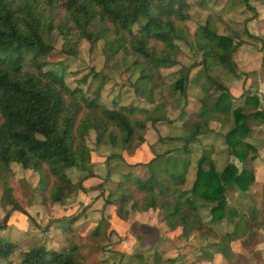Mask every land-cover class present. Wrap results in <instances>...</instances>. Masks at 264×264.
<instances>
[{
	"label": "trees",
	"instance_id": "1",
	"mask_svg": "<svg viewBox=\"0 0 264 264\" xmlns=\"http://www.w3.org/2000/svg\"><path fill=\"white\" fill-rule=\"evenodd\" d=\"M179 1L178 10L163 11L151 0H0V170L17 165L37 174L36 191L44 207L64 205L82 194L99 191L105 206L111 207L121 222L126 223L133 214L156 210L170 231L181 230L183 239L196 232L215 234L202 220L200 201L211 207L213 223L232 224L240 216L228 197L236 189L248 192L256 182L260 153L251 139L255 129L264 125L263 101L247 84L243 87L245 94L236 99L221 75L223 72L245 81L248 78L234 61V53L244 42L238 40L232 46L233 39L218 32L225 12L210 13L192 33L188 23L193 7L197 2L212 0ZM228 2L253 9L250 0ZM53 33L64 41L60 54L68 57L71 47H94L101 42L107 63L134 56L130 78L153 92L168 91L170 101L186 98L190 85L195 84L200 91L196 101L203 112L184 107L177 118L186 140L183 153H190L189 145L201 135V126L219 123L228 129L225 140L230 157L223 168L216 167V150H205L197 162L189 197H185L187 192H180L187 183V172L161 169L144 179L134 171L119 170L114 180L109 166L113 159H119L114 150L124 151L120 156L124 161L136 156L147 143L149 127L157 122L154 112L116 101L110 114L106 104L89 101L82 85L71 88L63 75L44 70L47 63L40 59L58 52L47 41ZM202 43L207 46L201 47ZM32 52L36 54L32 68L37 70V77L25 70L26 57ZM181 56L193 59L195 64L182 66ZM179 66V79L169 83L163 70ZM194 67H200L196 77L191 75ZM214 72L221 73L215 76ZM157 159L132 167L151 166ZM99 162L109 166L105 177L93 171ZM73 168L87 175L75 182L68 174ZM89 182L94 184L88 187ZM5 198L12 209L25 213L11 187ZM77 219L72 217L64 227L63 239L69 247L48 250L42 242H36L23 251L19 264H91L71 238ZM241 221L243 234L250 235L262 229L263 213L253 207ZM102 234L99 228L93 232L95 237ZM106 236L110 238V234ZM218 246L213 245L216 250ZM17 248L18 244L0 239V258L8 260ZM208 254L205 252V256ZM164 255L157 250L151 261L144 240L138 236L135 246L122 254L120 264H169L171 260Z\"/></svg>",
	"mask_w": 264,
	"mask_h": 264
},
{
	"label": "rangeland",
	"instance_id": "2",
	"mask_svg": "<svg viewBox=\"0 0 264 264\" xmlns=\"http://www.w3.org/2000/svg\"><path fill=\"white\" fill-rule=\"evenodd\" d=\"M151 4L163 11H176L180 7L179 0H151ZM230 4L234 6L239 5L240 2H230ZM250 5L253 9L246 6L242 7V17L236 16L239 21H234L235 23L229 25L221 22L218 25L221 32L223 31L225 34L235 37L231 42L232 46H236L238 40L244 42L234 53V61L238 60V71L248 75L246 76L248 78L245 81L244 78L238 79L223 72H214V75L221 73L225 77L224 79L231 86L235 98L245 94L244 85L252 86V90L257 91L261 96L264 106V0H250ZM237 12L240 11L237 10ZM204 22L202 21L199 25H203ZM188 25L191 30L195 28L193 22L190 23L189 21ZM246 30L253 37H249ZM47 41H51L58 52L56 55L53 54L40 59L42 62L47 63L44 70L55 71L63 75L71 88L82 85L90 102L101 101L106 104L110 114L113 112L116 101L122 105L136 108L155 109L157 111L156 115L162 119L156 124V132L163 138H169V143L162 142L152 148H142L138 155L126 157L125 161L120 159L124 151L113 149L115 154L119 156L118 160L113 159L109 165L110 170L114 172L113 179H118L116 171L119 168H123L125 172L134 171L144 179L158 173L161 169H169L176 173L187 172V183L180 188V192H187L185 197L191 196L193 171L194 175L196 173V169H192V164H197L199 157L209 148V140L206 136H202L201 139L191 143L190 153L178 152L179 149L185 148L186 140H184L182 124L177 118L184 107H187L189 111H198L199 114H202L203 109L196 101L200 96V91L195 87V84L190 85L186 98L176 97L170 101L168 91L153 92L149 87L143 86L135 79L130 78L134 56L129 55L120 61L107 63L103 54V43L101 42L94 47L89 46V44L81 47H71L68 50V57L66 54H60L64 41L57 33H53L47 38ZM195 52L198 54L199 50L196 48ZM35 55V52H32L26 57L25 61V70L31 73L33 77L38 76L37 70L32 68V60ZM181 59L185 60L184 58ZM249 61L252 64L248 65ZM192 63L195 64L193 59H191ZM166 77L171 84H175L179 79L178 74L166 75ZM85 78L88 80L87 83L83 81ZM251 142L258 147L260 153L255 166L259 182L252 185L247 193L248 195L238 192L239 195L234 193L229 197L231 204L239 206L242 215L249 214L251 208L256 207L263 213L264 217V125H259L257 130L254 131ZM212 144L217 149V154L214 157L216 164H219V166L220 164H226L230 156L227 154L225 135L222 130L211 138V146ZM154 158H158L154 165L132 167L134 163L146 164ZM98 164L104 163L99 162L93 166L95 173L99 172L98 167H96ZM68 174L75 182L81 181L87 175V173L76 168L70 169ZM38 183V175L33 171L25 170L21 166L13 165L0 170V226H2L0 227V239L19 245V248L9 256L8 260L1 257L0 264H5L7 261L19 264L23 251H28L31 245L36 242H40V244L42 242L41 245H44L48 250L69 247V243L63 239V233L64 227L69 225V220L72 217H78V219L73 226L71 238L75 239L76 243L81 246V254L87 257L88 262L91 264H120L122 254L129 249L132 241V229L136 233L141 232V236H150L149 228L141 230L139 227H135L136 224L141 225L138 222L137 214L132 215L130 222H126L124 225L119 223L118 225V222L113 220V209L105 206L99 192L82 194L67 201L64 205H49L46 208L42 205L41 198L36 191ZM93 184V182H89L86 186L89 187ZM9 187L13 189L14 198L25 213L14 210L8 205L5 193ZM236 190L238 191V189ZM144 214L146 213L140 215ZM154 218V215L146 216L142 221L153 222ZM237 226L242 230L241 219L238 220ZM97 228L103 232L99 237L93 235L94 230ZM253 233L255 234L249 236V238L243 232L242 235L247 237L248 241L252 240L256 244H261V250L257 248L255 252H260L259 259L263 260L264 222L262 229ZM106 234H110V238ZM222 240L218 244V250L222 248L226 252L228 250L226 247L228 240L224 238ZM151 242L149 240L148 244H145V252L147 257L153 261L156 248L151 247L153 246ZM206 251L207 248H205ZM258 264H264V260Z\"/></svg>",
	"mask_w": 264,
	"mask_h": 264
},
{
	"label": "crops",
	"instance_id": "3",
	"mask_svg": "<svg viewBox=\"0 0 264 264\" xmlns=\"http://www.w3.org/2000/svg\"><path fill=\"white\" fill-rule=\"evenodd\" d=\"M230 6H231V4H229V2L227 0H212V1H207L204 3L197 2L191 11L190 23L193 22V25H195V28L191 30L192 33H194V31L200 26L199 23H201L202 21H205V19L207 18V16L211 12H220V11L226 12V15L224 16V21L222 22V24L225 23V24L229 25V24H232V23L239 21L236 18V16L239 15L242 17L241 9H242V7H245V5L240 3L239 5L231 6L232 8ZM237 10H239L240 12H237ZM218 30H219L220 34L227 36V37H230V39L235 38L231 35L225 34L223 31L221 32L220 26H219ZM200 46L206 47L207 45H206V43H202ZM181 58H184L186 61L181 59ZM179 60H180V63L182 66H186V67L193 66V63L191 64V59H189V57H180ZM237 61H236V64H238ZM250 64H252V63L249 61L248 65H250ZM180 69H181V66L176 67L174 69L163 70V73L165 76L171 75V74H178ZM199 70H200V67H194L192 69V73H191L192 77H194V76L196 77ZM231 93H232V91H231ZM240 97L241 96L239 95V97L236 99H239ZM125 106H127V105H125ZM153 112H154L153 115L156 116V117L154 116L153 118L156 119L157 122L149 127V129L147 131V143L142 148L148 149V148L155 147L159 143H162V142L169 143V141H170L169 138H166V137L163 138V137H161V135L157 134L156 124L159 123L162 119H161V117H158L156 115L157 111H155V109L153 110ZM205 118H206V115H204V119ZM257 128L255 129V131L257 130ZM221 130L224 132V135H226L228 129L223 128L222 125L219 123L211 122L208 125L201 126V135L195 141H197L198 139H201L202 136H206V138L209 140V144H208L209 148L208 149L213 147L217 151L215 145L212 144V146H211V138L215 137L218 133H220ZM168 137H170V136H168ZM159 139H160V142H159ZM225 142H226V140H225ZM190 145H189V149H190ZM185 148H186V145H185ZM208 149H206V150H208ZM139 151L137 152L136 155H138ZM182 151H183V149H179L178 152H182ZM142 156L143 155L141 154V157ZM150 160H152V159H150ZM198 160H197V162H198ZM224 165L225 164H220V166H219V164H216V167L218 170H221ZM96 167H98L97 170L99 171V174L102 177H105L108 175L109 166L107 164H98ZM196 168H197V164H192V169L194 170ZM119 170L123 171V168L117 169V171H119ZM117 171H116V175H117V177H119V175L117 174ZM192 178H193L192 181L194 182V180L196 178V173L194 175V171H193V177ZM257 182H259V176L256 174V182L255 183H257ZM192 185H193V183H192ZM95 192H99V191H95ZM238 192H241V191L235 190L231 194L235 193L236 195H239ZM248 192H246V193L241 192V194L248 195L247 194ZM228 199H229V202L231 204L230 197ZM200 204H201L200 213H201L202 220L206 225H209L213 229L215 234L203 236L199 232H196V233H193L192 235H190L188 237V239H183L181 230L180 231H170L169 230V228L163 222V216L161 215V213L159 211L148 210L146 212H143V213H146L144 215H140L141 213H136L138 215V218H137L138 222L141 223V225L136 224L135 227H137V228L139 227L141 230H143V228H149L150 229V236H141L142 235L141 232L138 231L139 233H136L134 231V229H132L131 230L133 232L132 241L130 242L129 249L126 250L125 253L130 250L131 246H135L136 238L138 236H140V237H143L142 239H144L145 244H148V241L151 240L152 241L151 244H153V246H151V247L156 248V251L161 250V251L165 252V255H164L165 259L171 260V262L169 264H247V263L248 264H258L264 260V258H263V260L259 259L260 258L259 257L260 252L259 253L255 252V249H257V248H259L261 250V246H260L261 244H256L252 240L248 241L249 236H252L255 233H251L250 235H248L247 236L248 238L243 237L241 228L237 226V222L239 219L242 218V214H240V216L232 224L227 223V222L213 223L212 222V215L210 212L211 207L209 205L205 204L203 201H200ZM231 205H234L236 208L239 209L238 205L233 204V203ZM239 211H240V209H239ZM113 212H114V210H113ZM153 215L155 216V218L153 219V222L142 221L144 217L153 216ZM113 220L118 222L117 223L118 225H119V223H120V225H121V223L123 225L125 224V222H121L120 220H118L116 218L115 214L113 216ZM127 222H130V220ZM144 225H146V226H144ZM129 226H131V225H129ZM223 229H225V230H223ZM137 230H139V229H137ZM222 231H224V232H222ZM223 236H226V237H223ZM222 238L228 240L227 246H226L228 250H226V252L222 248L220 250H216L215 247H213V245L220 244L223 241ZM230 238H232L231 241H229ZM205 248H207L206 252L210 253V254H208V256H205ZM218 248H219V246H218Z\"/></svg>",
	"mask_w": 264,
	"mask_h": 264
}]
</instances>
